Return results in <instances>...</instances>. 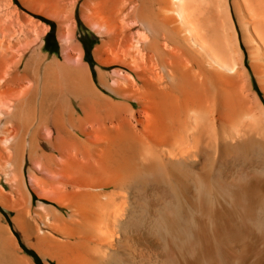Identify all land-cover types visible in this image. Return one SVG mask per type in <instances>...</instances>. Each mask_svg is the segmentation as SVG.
<instances>
[{
    "label": "bare ground",
    "instance_id": "bare-ground-1",
    "mask_svg": "<svg viewBox=\"0 0 264 264\" xmlns=\"http://www.w3.org/2000/svg\"><path fill=\"white\" fill-rule=\"evenodd\" d=\"M16 2L0 264H36L18 233L49 264H264V0H101L97 71L71 30L46 53Z\"/></svg>",
    "mask_w": 264,
    "mask_h": 264
},
{
    "label": "rangeland",
    "instance_id": "rangeland-1",
    "mask_svg": "<svg viewBox=\"0 0 264 264\" xmlns=\"http://www.w3.org/2000/svg\"><path fill=\"white\" fill-rule=\"evenodd\" d=\"M15 1H17L15 4L19 6L22 14L33 18L43 25L46 33V43L44 46V51L46 53L51 56L61 55L63 52L61 33L62 31H64V33H67V31L71 30L74 33V62H77L80 55L84 54L85 60L89 61L92 64V68L97 71L95 67L98 61L95 57V50L102 44V37L100 34V30H98L99 28L96 26L93 27L92 25V17H94V15L90 12V7L95 6L96 4L101 2V0ZM62 20H65V22H61ZM49 22L55 23L56 33L55 35L47 38L48 33L52 29V25ZM57 45L59 46V48L57 50H54ZM86 52L89 53L88 58L86 57ZM109 70H114V67L110 68ZM35 202H39L38 196H36ZM0 208L2 214H4L8 220H11L14 213L5 210L2 206H0ZM18 236L20 237L21 241L20 250L21 253H23L22 255L25 254V256L33 257L36 264H49V262L35 248L29 246L24 242L19 233ZM50 262L52 264H55L53 261Z\"/></svg>",
    "mask_w": 264,
    "mask_h": 264
},
{
    "label": "trees",
    "instance_id": "trees-1",
    "mask_svg": "<svg viewBox=\"0 0 264 264\" xmlns=\"http://www.w3.org/2000/svg\"><path fill=\"white\" fill-rule=\"evenodd\" d=\"M49 23L52 25V29L48 33L47 38H49L52 35H55V33H56L55 23L54 22H49ZM58 48H59V46L57 45L54 50H57ZM88 56H89V53L86 52V57L88 58Z\"/></svg>",
    "mask_w": 264,
    "mask_h": 264
}]
</instances>
